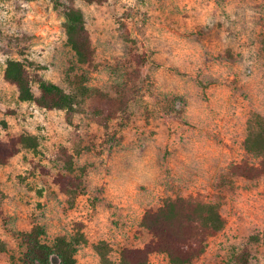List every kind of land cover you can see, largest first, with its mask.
<instances>
[{"label": "rangeland", "instance_id": "1", "mask_svg": "<svg viewBox=\"0 0 264 264\" xmlns=\"http://www.w3.org/2000/svg\"><path fill=\"white\" fill-rule=\"evenodd\" d=\"M55 2L0 0V121L8 123L0 140L31 134L40 143L37 153L23 148L0 165V239L7 244L0 264H19L23 247L13 231L41 224L51 242L74 235L77 223L85 235L77 263L104 264L95 245L106 241L118 264L123 247L150 240L144 212L176 196L215 203L225 219L190 264H238L229 260L245 246L247 264H264V174L217 185L231 164L261 159L243 140L249 120L264 118V0H75L95 47L92 66L77 63ZM8 59L64 89L70 73L110 93L127 71L141 68L128 122L104 126L84 102L69 124L64 110L20 101L4 79ZM33 90L39 94L37 84ZM61 144L85 170L74 206L53 181L62 170L54 160ZM150 264L170 263L156 253Z\"/></svg>", "mask_w": 264, "mask_h": 264}, {"label": "trees", "instance_id": "2", "mask_svg": "<svg viewBox=\"0 0 264 264\" xmlns=\"http://www.w3.org/2000/svg\"><path fill=\"white\" fill-rule=\"evenodd\" d=\"M55 1L56 9L64 17L67 42L77 63L92 66L95 47L82 10L77 7L75 0ZM84 1L101 4L107 0ZM141 75L139 67L127 71L125 77L114 84V93H110L101 87L88 85L85 76L70 73L67 74L69 90L64 89L38 73L32 75L25 63L18 59H8L4 69V79L16 86L20 101L34 102L47 110H64L69 124H73L82 103L87 102V112L104 126L118 118L128 122L130 104L138 92ZM34 84L39 89L38 95L33 90ZM174 110H178L177 103L174 104ZM171 118L179 119V116L171 114ZM7 128V121L1 120L0 129ZM39 146V139L31 134L0 140V165L8 163L23 148L37 153ZM243 147L248 154L261 159L257 163L242 160L231 164L227 176L217 180L219 187L230 184L229 177L254 180L264 174V118L249 120ZM54 160L61 164L62 170L54 175L53 181L65 194L68 204L74 206L86 187L83 177L85 170L77 167L74 154L63 144L55 150ZM41 172L50 174L46 168H42ZM141 226L151 234L150 240L140 247H123L118 264H150L151 256L156 253L166 255L170 264H190L205 252L209 238L224 228L225 219L215 203L206 202L198 196H176L166 198L157 208L147 209ZM13 233L23 247L19 264H78L77 248L85 241L82 223L76 224L74 235L61 234L51 242L47 241L46 228L41 224ZM258 239V235L250 237V241ZM6 249V242L0 239V253ZM95 251L101 262L113 263L110 258L111 247L106 241L96 244ZM250 256L251 251L245 246L229 262L247 264Z\"/></svg>", "mask_w": 264, "mask_h": 264}]
</instances>
